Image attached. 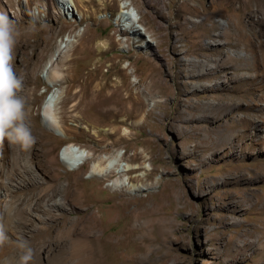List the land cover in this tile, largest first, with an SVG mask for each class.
Returning <instances> with one entry per match:
<instances>
[{"label": "rangeland", "instance_id": "rangeland-1", "mask_svg": "<svg viewBox=\"0 0 264 264\" xmlns=\"http://www.w3.org/2000/svg\"><path fill=\"white\" fill-rule=\"evenodd\" d=\"M182 1L148 0L145 7V0H0V13L20 33L11 66L22 80L19 96L35 138L28 150L0 143V216L11 221L0 245V251L7 248L5 260L16 264L14 242L23 238L35 250L34 264H48L61 252L70 264H264V175L258 174L264 170V0H187L202 11L199 23L185 25L189 37L174 19ZM126 10L143 16L140 35L119 20ZM233 11L238 16L231 17ZM44 32L47 43L34 50ZM180 41L192 51L185 70ZM147 42L162 46L147 51ZM227 56L238 60L216 67V83L196 78L194 62L213 67ZM52 62L69 67L67 84L51 81ZM153 73L170 88L168 97L156 95ZM97 86L103 88L98 99L111 96L112 87L122 94L103 108L130 109L129 96L145 108L134 116L98 117L93 110L99 106L87 104ZM50 95L55 131L41 122ZM164 101L166 115L159 108ZM208 106L211 113L202 109ZM241 116L250 123L239 128L247 135L224 142L231 136L227 125ZM216 138L213 153L209 143ZM67 146L91 155L70 170L58 155ZM113 154L121 157L120 174L87 173L99 157ZM242 195L248 202L237 199ZM85 199L89 208L81 204ZM88 222L95 225L90 232ZM100 245L109 249L102 262Z\"/></svg>", "mask_w": 264, "mask_h": 264}, {"label": "bare ground", "instance_id": "bare-ground-1", "mask_svg": "<svg viewBox=\"0 0 264 264\" xmlns=\"http://www.w3.org/2000/svg\"><path fill=\"white\" fill-rule=\"evenodd\" d=\"M170 4V3H169ZM143 5H145V7L148 5V0H145V2L143 3ZM202 5V4H201ZM192 9H191V8ZM164 8L166 10L167 7L164 6ZM124 9V8H122ZM191 9V11H190ZM176 16L174 17L175 21H176V24L181 28V33H183L185 35V37H189V32L187 31L185 25H187L188 23H199L197 18L198 16L201 14L202 11H200V9L197 7V6H190L188 1H182L180 3H178V7L176 9ZM189 12V14H188ZM202 15V14H201ZM233 16H238V14L236 12H232L231 14ZM46 16L47 17H50L51 19H55L56 21V18H54L51 14H48L46 13ZM119 17V20H123L128 23L129 25V30H131L135 35L136 34H141V28L139 27V23L142 22L144 20L143 16H137L135 14H132L131 12H129L128 10L125 11H121L120 15H118ZM139 18V19H138ZM168 17L167 16H164V19H167ZM203 18V17H202ZM209 18V17H208ZM238 20V19H237ZM138 21V22H137ZM160 22V21H159ZM216 22V21H215ZM222 20H218L217 23L218 24H222ZM125 23V22H124ZM236 26V29L237 30H241V26H240V23L237 21L235 24ZM196 26V25H195ZM45 27V26H44ZM194 29V28H193ZM189 30V29H188ZM192 34V33H191ZM49 36V35H48ZM48 36H47V33L44 32V34L42 36H40V38H38L37 40L34 41L33 43V49L34 50H37L42 43H47V40H48ZM50 38V37H49ZM193 38V36H192ZM239 38H241V35L239 36ZM242 39V38H241ZM180 40V39H179ZM196 41V40H195ZM245 45H247L248 41L247 40H244L242 41ZM154 44V43H152ZM152 44L148 43L146 44L145 46V49L147 51H157V50H160L159 48L162 46H158L157 43L156 46H153ZM178 44H180L181 46L179 47L180 49H182L184 51V54H183V60L180 61L182 64L180 65L182 67V69H186L188 67V59H187V55H189L190 53H192V51L190 50H186L187 48V45L183 42H178ZM191 44V42H190ZM189 44V45H190ZM196 44V43H195ZM191 46H195L194 43L191 45ZM247 49L253 54L254 53V49L252 47L251 44L248 43L247 46ZM189 48V47H188ZM144 49V48H143ZM178 49L177 46L174 47V50L176 51ZM87 51V50H86ZM62 53V52H60ZM86 53V52H85ZM155 54V52H152ZM196 56L200 57V56H203L204 55H201L199 53H194ZM213 56H215L216 54H211ZM157 56V55H156ZM68 56H64L62 57L60 60V64H64L65 65V62H66V59H67ZM162 57V56H160ZM208 57V56H207ZM205 56V58H207ZM156 58V57H155ZM163 58V57H162ZM164 60V59H163ZM238 60V58L236 56H227L225 57V59L222 61V60H217L214 64L213 67H211L210 65L207 66V64L203 63V62H194L193 63V66H191L192 68H195L197 69V76L196 78L200 81V82H209V81H215V83L220 80L221 78V75L219 73V71L216 70V67H220L221 65H223L224 63H228V62H236ZM80 60L77 59V62H79ZM210 61V60H209ZM207 61V62H209ZM165 62L169 65L168 67L171 68V64L172 62H169V60L165 59ZM58 63V62H57ZM76 63V61H75ZM171 63V64H170ZM192 64V63H190ZM152 66V65H151ZM154 68V67H153ZM210 71V74L208 76L204 75V71ZM69 67L68 68H63L61 66V68H57V65H55L54 62H52L49 66V77L51 79V81L55 82V86H62L64 84H67L68 82V74H69ZM157 73V72H156ZM156 73H153L154 75V83H153V88L156 90V95L159 97H168L169 94H170V88L167 86V85H164V86H161L159 84V78H158V75ZM190 73H194V70H192V72ZM181 79H184V77L181 76ZM72 81V80H71ZM76 81V79L74 80V82ZM106 84V83H105ZM105 86V85H104ZM108 86V85H106ZM107 88V87H106ZM212 91L215 92L216 90V87L215 85H213L211 87ZM249 88V87H247ZM203 89L205 90L206 87H203ZM245 89V88H244ZM101 90L103 91V88L101 86H97L94 88L93 90V96L91 98L90 101L87 102V104L89 105H94V106H99V108L96 110H93L94 114H96L98 117H101V118H115V117H118L121 113H123L124 111L126 112V114H129V115H135V114H138L140 111H143V109L145 108V104L142 100L140 99H133L132 96H129L128 98H126L125 100L128 101V102H131L130 104L133 105V107H131L130 109H124V108H120V107H117V105H115L114 108H103L105 105V103H107L108 101L110 100H113L112 97H115V98H120V96L122 94H120V89L118 87H112V91H111V96H109L108 98H102V99H98L99 96H102L101 94ZM130 90V89H129ZM240 90V86L239 84L236 85V86H233L232 88V91L234 92H238ZM79 91V90H78ZM107 91V90H106ZM84 92V91H83ZM82 92V93H83ZM127 92V91H126ZM85 93V92H84ZM130 93V92H129ZM244 93V92H243ZM108 94V93H107ZM133 94V93H132ZM78 95V93H74L71 97H72V100H74L76 98V96ZM53 95H50L49 96V99L48 101H45L44 104H43V107H42V111H41V122H42V125L44 126V128H46L47 130L49 131H55L56 129V114L54 113V106L52 107L51 106V103H52V100H53ZM81 97V96H80ZM112 98V99H111ZM122 99V98H121ZM68 101V100H67ZM67 101L65 99L61 100L60 103L65 105L67 103ZM81 101V100H80ZM121 101V100H119ZM96 102V103H95ZM112 103V102H110ZM166 101H164L161 105H159V108L162 109V113L165 114L166 112ZM129 104V103H128ZM104 105V106H102ZM108 105V104H107ZM106 105V106H107ZM125 105V104H124ZM123 105V106H124ZM93 107V106H92ZM156 108V107H155ZM199 108V107H198ZM204 110H209L210 113L212 112L213 110V107L211 106H208L206 108H202ZM91 108H90V112H91ZM186 111V110H185ZM178 112L179 115H183L184 113L186 112ZM151 112L152 111H148L145 113V116L146 118L147 117H150L151 116ZM166 115V114H165ZM242 119H238V120H234L232 121L230 124L227 125L230 133H231V136L228 137L226 136L225 138H223V141H232V143H238V142H241L242 139H244V137L247 135L246 132H243L245 131V129H247L249 127V121L248 120H244V118H246V116H241ZM239 128H241L243 131L240 132ZM250 128V127H249ZM219 139L216 138L215 141H212L209 143V147L211 148L212 147V151L213 153L216 152V146H218L219 144ZM243 145V146H242ZM240 146V144H239ZM241 149L244 150V151H247L248 150V147L245 145V144H242L241 143ZM250 151V150H249ZM62 156H64V160H66L69 164L73 165L75 163H77V161H79V163L85 161L86 159L89 158V155L86 154L85 156V153L84 151L82 152H78L76 148H74L73 146H67V147H64V151H63V154ZM85 156V157H83ZM82 158H85V160L82 161ZM120 155L119 154H113V155H109V156H105V157H99L97 159V161L94 163V164H91L89 165V170H88V174H93V175H96L98 176L99 178H105V177H108L110 175H114V174H120L121 173V170H119V168L121 167L120 166ZM124 171V170H123ZM260 176H263L264 175V170L263 169H260V172L258 173ZM7 186V182H2V187L5 189ZM243 198V195L242 197H239L237 199H242ZM261 205L260 207L262 209H264V198H261ZM243 201L244 202H248L247 201V198H243ZM239 202L236 201V203H234L233 206H235L236 204H238ZM258 203V202H257ZM81 204L85 207V208H89V204H90V200L89 199H85L81 202ZM255 204V203H254ZM257 206V205H256ZM7 205L4 204V209H6ZM3 211V214H4V211L5 210H2ZM89 211V210H88ZM87 211V212H88ZM86 214V213H85ZM36 215V214H34ZM88 217L90 218V221H94L93 220V217L94 215L92 213H87ZM263 215V214H262ZM37 216V215H36ZM87 217V218H88ZM97 218V217H95ZM89 221V220H88ZM10 220H9V217L6 216L4 217V215H1L0 216V233H3L4 235H6L7 233V230L6 228L8 227V225H10ZM92 222H88V231L89 230H93V227H95V225L93 226L91 224ZM86 224V225H87ZM90 232V231H89ZM101 250V256H100V259H99V256L98 254L97 257H98V262H102L104 258V255L106 251V246H98ZM109 248V247H108ZM7 248H4L2 247L1 251H0V264L4 261L5 264H12V261L7 258L5 260V255L7 254V250H5ZM98 249V248H97ZM109 250V249H108ZM107 250V251H108ZM106 251V252H107ZM237 251V250H236ZM110 254V253H109ZM10 257V256H9ZM55 257V258H54ZM52 259L48 260V264H70L67 260V256L61 252V254H57L55 255ZM107 262V261H106Z\"/></svg>", "mask_w": 264, "mask_h": 264}, {"label": "clouds", "instance_id": "clouds-1", "mask_svg": "<svg viewBox=\"0 0 264 264\" xmlns=\"http://www.w3.org/2000/svg\"><path fill=\"white\" fill-rule=\"evenodd\" d=\"M19 35L15 22L6 14L0 13V143L7 140L10 144L28 150L35 142V138L26 124L25 102L19 96L22 80L11 66L12 49ZM63 151L64 148L59 151V158L69 166L70 170L76 169L85 162L83 161L85 158H82L83 162L71 165L64 160ZM77 151H84L85 156L90 154L84 149ZM6 239L7 237L0 233V245H3ZM14 243L18 250L16 264H34L35 250L30 242L21 238Z\"/></svg>", "mask_w": 264, "mask_h": 264}, {"label": "water", "instance_id": "water-1", "mask_svg": "<svg viewBox=\"0 0 264 264\" xmlns=\"http://www.w3.org/2000/svg\"><path fill=\"white\" fill-rule=\"evenodd\" d=\"M79 161H77V163H78Z\"/></svg>", "mask_w": 264, "mask_h": 264}]
</instances>
